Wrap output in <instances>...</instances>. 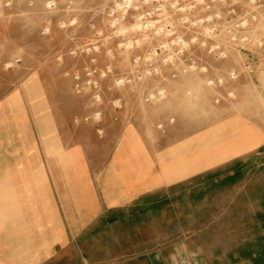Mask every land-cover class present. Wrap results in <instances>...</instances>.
<instances>
[{
	"label": "crops",
	"instance_id": "obj_1",
	"mask_svg": "<svg viewBox=\"0 0 264 264\" xmlns=\"http://www.w3.org/2000/svg\"><path fill=\"white\" fill-rule=\"evenodd\" d=\"M32 90L0 94V264H264L260 129L84 123Z\"/></svg>",
	"mask_w": 264,
	"mask_h": 264
},
{
	"label": "rangeland",
	"instance_id": "obj_2",
	"mask_svg": "<svg viewBox=\"0 0 264 264\" xmlns=\"http://www.w3.org/2000/svg\"><path fill=\"white\" fill-rule=\"evenodd\" d=\"M108 1L0 0V94L30 83L31 101L84 123L129 105L181 137L208 125L230 138L264 134V0H137L114 27ZM91 57L96 87L86 82ZM73 71L86 82L80 93Z\"/></svg>",
	"mask_w": 264,
	"mask_h": 264
},
{
	"label": "built area",
	"instance_id": "obj_3",
	"mask_svg": "<svg viewBox=\"0 0 264 264\" xmlns=\"http://www.w3.org/2000/svg\"><path fill=\"white\" fill-rule=\"evenodd\" d=\"M140 4L141 3H137V0H109L108 4L104 8L107 23L109 24L110 27H114L117 24H122V22L127 21V19L131 15L134 16V12L138 10L139 8L138 5ZM91 26L93 28L95 27L94 24H92ZM138 26H141L140 22H138ZM92 47L93 49H95L96 46L93 44ZM71 53L76 54V50L71 51ZM94 63H95V58L94 57L89 58V66L85 68L86 75L88 76L86 82L91 83L94 87H96L98 84H97V81L93 77L94 76L93 74L96 72V67L93 66ZM71 76H72V80L74 81V90L77 93H80L81 91L86 90L85 89L86 82L81 80L82 77L78 71H73L71 73ZM121 84H123V79L121 77L114 78L112 85H109L107 88L111 89L112 87L119 86ZM94 96L96 100L99 99L98 92H96ZM99 115H100L99 111H95L93 113L94 118L99 117ZM88 118L89 116H86L84 120H88ZM97 132H99V130H97Z\"/></svg>",
	"mask_w": 264,
	"mask_h": 264
}]
</instances>
